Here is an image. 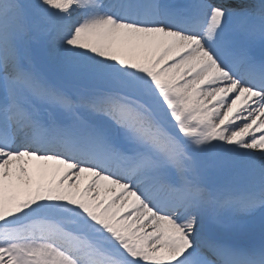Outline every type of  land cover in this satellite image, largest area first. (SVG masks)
Wrapping results in <instances>:
<instances>
[{"label": "snow or ice", "instance_id": "snow-or-ice-1", "mask_svg": "<svg viewBox=\"0 0 264 264\" xmlns=\"http://www.w3.org/2000/svg\"><path fill=\"white\" fill-rule=\"evenodd\" d=\"M0 264H264V0H0Z\"/></svg>", "mask_w": 264, "mask_h": 264}]
</instances>
